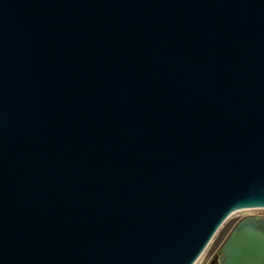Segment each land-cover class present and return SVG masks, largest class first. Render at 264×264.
<instances>
[{
	"label": "water",
	"instance_id": "obj_1",
	"mask_svg": "<svg viewBox=\"0 0 264 264\" xmlns=\"http://www.w3.org/2000/svg\"><path fill=\"white\" fill-rule=\"evenodd\" d=\"M260 209L264 0H0V264H195Z\"/></svg>",
	"mask_w": 264,
	"mask_h": 264
},
{
	"label": "rangeland",
	"instance_id": "obj_2",
	"mask_svg": "<svg viewBox=\"0 0 264 264\" xmlns=\"http://www.w3.org/2000/svg\"><path fill=\"white\" fill-rule=\"evenodd\" d=\"M246 217L264 218V210H245L231 214L218 229L195 264H217L218 253L236 224Z\"/></svg>",
	"mask_w": 264,
	"mask_h": 264
},
{
	"label": "bare ground",
	"instance_id": "obj_3",
	"mask_svg": "<svg viewBox=\"0 0 264 264\" xmlns=\"http://www.w3.org/2000/svg\"><path fill=\"white\" fill-rule=\"evenodd\" d=\"M260 210H264V209H260Z\"/></svg>",
	"mask_w": 264,
	"mask_h": 264
}]
</instances>
